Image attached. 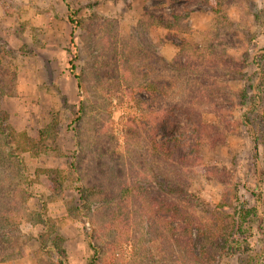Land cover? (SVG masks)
I'll list each match as a JSON object with an SVG mask.
<instances>
[{
  "label": "rangeland",
  "instance_id": "obj_1",
  "mask_svg": "<svg viewBox=\"0 0 264 264\" xmlns=\"http://www.w3.org/2000/svg\"><path fill=\"white\" fill-rule=\"evenodd\" d=\"M199 1L175 3L184 16L167 29L172 0H0V119L36 142L49 131L45 151L0 142V264H57L44 216L67 264L88 263L89 236L98 264H186L166 202L206 226L227 221L216 213L235 197L255 205L239 101L264 47V0ZM250 116L264 165V107ZM188 125L200 134L182 151L168 137ZM250 227L215 264H264Z\"/></svg>",
  "mask_w": 264,
  "mask_h": 264
},
{
  "label": "trees",
  "instance_id": "obj_2",
  "mask_svg": "<svg viewBox=\"0 0 264 264\" xmlns=\"http://www.w3.org/2000/svg\"><path fill=\"white\" fill-rule=\"evenodd\" d=\"M163 1V0H162ZM195 2V0H172L175 4L179 3H189ZM202 3H208V0L199 1ZM175 5H171L170 12L168 16L172 20H168L167 15H160V23L167 29L175 27L177 21L183 18L184 13L180 14V9ZM68 9V22L74 27L79 26V21L77 19V10L70 8ZM185 11V9H184ZM153 16V15H150ZM72 42V41H71ZM252 66L254 68V73L248 79V84L246 88L243 89L241 100L242 104L246 107L245 115L241 117L243 126L250 135L252 142V159H253V174H254V183L255 189L250 192L251 196L255 201L254 206H248L245 202H240L238 197H235V205L230 209L229 212H226L224 209H221L216 214L220 216H225L226 220L224 223L217 225L214 220L211 221L210 226L199 223L194 214L191 212V209H188L185 204L183 207H178L177 205H171L172 203L166 202L165 208L167 211L166 215L172 216L176 221L180 222V227L177 230L181 242L179 241L180 247L183 250L186 264H215L216 257H225L230 256L232 253L239 248L241 245L238 241L242 235H245L246 231L251 228L252 223H256V228L263 239V248L262 253L264 254V213L261 209L263 203V193L262 186L264 183V165L261 161L259 143L257 139L256 130L253 126L251 120V114L258 111V108L264 107V47L259 49L252 59ZM75 66L71 63L70 72L74 75L76 79L78 76L74 74ZM79 88V84L77 85ZM181 119L188 120L186 115H182ZM191 124V120L190 123ZM184 127V133L179 134L178 137H168V140L174 142L178 145L179 150H192V142L197 144V136L200 133L193 131L192 125ZM188 130V131H187ZM190 130V131H189ZM48 129L39 131V142L34 141V139H29L25 134H19L18 136L12 131V129L6 125L0 119V137H2L3 145L6 144L13 147V150H20V153L31 152L33 149H38L39 151H45L44 142L45 139H48ZM18 137V138H17ZM188 142V143H187ZM165 150V149H164ZM182 150V151H183ZM167 156H170V150H165ZM9 156V154L7 153ZM2 158V156L0 155ZM10 157V156H9ZM3 159V158H2ZM186 157L183 155L180 156V162H185ZM4 160V159H3ZM166 193L169 192L167 188H164ZM181 196L185 199L191 206L192 203L190 198L192 197L188 193L181 192ZM193 199V197H192ZM185 202V201H184ZM163 205V204H158ZM226 207V205H222ZM172 215H171V214ZM44 214V213H43ZM43 226L44 231L40 234V242L42 246H47L48 251L51 253L57 264H67V258L65 250L63 249V240L57 234L53 235V225L48 218L43 217ZM170 234H173V230L167 229ZM176 232V231H175ZM246 238V237H245ZM88 245L92 251V255L87 264H98L100 258V251L95 246L93 242V237H88Z\"/></svg>",
  "mask_w": 264,
  "mask_h": 264
}]
</instances>
